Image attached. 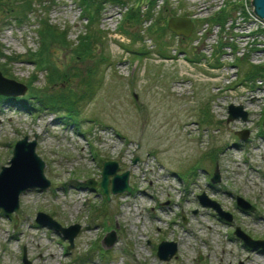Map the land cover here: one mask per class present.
Here are the masks:
<instances>
[{
    "label": "rangeland",
    "instance_id": "1",
    "mask_svg": "<svg viewBox=\"0 0 264 264\" xmlns=\"http://www.w3.org/2000/svg\"><path fill=\"white\" fill-rule=\"evenodd\" d=\"M166 1L104 0L91 17L79 0H31L22 17L24 0H0V45L22 57L6 67L0 58V69L27 84L11 96L34 101L63 92L78 110L75 122L64 109L30 112L0 101V166L18 138L35 132L50 179L43 189L23 190L15 211L0 209V264H22L24 249L32 264H264V251L244 245L197 198L205 191L230 208L241 194L256 209L238 213L235 223L264 238V90L250 101L234 97L249 71L263 77L264 62L226 52L223 65L211 68L214 55L197 57L208 56L205 42H218V31L204 42L194 40L197 23L188 36L172 34L164 26L176 13ZM231 14L226 7L225 18ZM40 17L65 37L50 35L41 45ZM230 102L243 104L246 119L226 120ZM241 128L249 129L245 139L236 134ZM106 159L129 170L130 191L106 194L85 182L100 179ZM38 210L62 225L80 223L71 247L36 223ZM112 228L116 240L106 247L102 238ZM164 238L177 241L176 256L157 255Z\"/></svg>",
    "mask_w": 264,
    "mask_h": 264
},
{
    "label": "water",
    "instance_id": "2",
    "mask_svg": "<svg viewBox=\"0 0 264 264\" xmlns=\"http://www.w3.org/2000/svg\"><path fill=\"white\" fill-rule=\"evenodd\" d=\"M251 3L254 6V13L264 17V0H251ZM166 26L177 35L188 36L193 29V21L188 15H171L166 21ZM26 88L27 84L25 82L5 75L0 69V94L7 96L20 95L25 92ZM247 114V110L244 109L241 103L230 102L227 105V121L239 117L246 119ZM248 132L247 128L236 130V134L240 138L247 137ZM36 143L37 133L35 132L32 138H29L27 134L18 138L13 144L8 163L0 166V209L6 214L15 211L19 207V196L23 190L30 187L43 189L50 184V179L43 171L45 161L35 150ZM136 159L137 156L133 158V161H136ZM218 179L219 172L215 170L211 176V181L216 182ZM85 182L91 185L95 184L91 177L87 178ZM98 184L101 191L106 194L109 192L130 191L129 170L119 171V163L115 159L103 160ZM197 198L202 205L213 208L218 217L226 220L232 218V213L224 209L218 200L209 197L205 191L198 193ZM236 202L242 209H254V206L241 194L236 195ZM193 211L195 212L196 210L194 209ZM183 220H185V216H183ZM16 221L17 216L15 215L14 223ZM35 221L37 224L47 225L59 231L68 240V247L72 246L73 238L80 229V223L62 225L43 210L36 212ZM234 234L240 237L243 243L251 247L262 246L264 248V239L251 237L239 225L235 226ZM115 240L116 230L113 228L105 232L102 238L106 247L111 246ZM176 250L177 242L175 240L162 239L157 245L156 253L162 259H169L175 254ZM22 264H32L27 258L25 249L22 253Z\"/></svg>",
    "mask_w": 264,
    "mask_h": 264
},
{
    "label": "built area",
    "instance_id": "3",
    "mask_svg": "<svg viewBox=\"0 0 264 264\" xmlns=\"http://www.w3.org/2000/svg\"><path fill=\"white\" fill-rule=\"evenodd\" d=\"M169 1H174V3L171 4ZM166 4L175 10L174 14L188 15L193 20L194 25L195 23L198 24L195 41L199 42V38H202L201 40L204 42L211 30L216 29L218 31V42L215 44L209 41L205 42L208 46V56L202 53L197 57L198 59H206L205 57H213L214 55L217 63L211 68H219L223 65L219 62V58L220 54L226 52L231 54L240 52L254 63L264 62V17L254 13L251 0H192V2L190 0H167L164 5ZM189 6L192 7V10ZM219 7L221 8L217 10L216 8ZM226 7L232 8V14L227 18H225ZM219 43L222 44V47ZM217 51L220 53H215ZM240 83H243L242 86L236 88L240 90L234 94V97L238 99L246 94L249 98L247 96L244 98L250 101L258 91L264 90L262 77Z\"/></svg>",
    "mask_w": 264,
    "mask_h": 264
},
{
    "label": "trees",
    "instance_id": "4",
    "mask_svg": "<svg viewBox=\"0 0 264 264\" xmlns=\"http://www.w3.org/2000/svg\"><path fill=\"white\" fill-rule=\"evenodd\" d=\"M25 1V7H24V12L22 13V17L26 16V13L28 12L27 9L31 6V0H24ZM81 4H83V8L85 12H87L91 17L93 16V12H91L93 8V0H79ZM104 0H100L97 4H94V9L98 11L101 7V2ZM95 11V12H96ZM18 18H21V16H18ZM40 19V20H39ZM37 20V34L41 38V45H45V40L48 38L50 35H61L63 38L65 37V31H60L56 26H54L50 21L48 17H40ZM164 29H167V26H164ZM172 34H174L172 32ZM83 42V39L82 41ZM0 58H4L2 65L3 67H6V65L14 60H19L21 59V55L14 53L13 55H8L2 50V47L0 45ZM3 71V69H2ZM4 72V71H3ZM5 73V72H4ZM258 72L256 71H249L244 78L243 81H249V80H254L257 76ZM261 76L264 78V74L260 73ZM249 78V79H247ZM36 96V99L34 101H29L27 100V97L19 98V97H14V96H7L0 94V101H4L7 103V105L11 106L14 104L19 105L22 109H25L27 111L32 112L34 109L37 108H52L55 111H59L61 109H64L66 114H62V116H66L71 118L73 121L76 120V114L78 113V110L76 108V100L69 96L68 94H64L63 92H60V94H46V93H41L34 95ZM75 116H74V115ZM61 115V114H59ZM76 122V121H75ZM213 159L216 157L214 155Z\"/></svg>",
    "mask_w": 264,
    "mask_h": 264
},
{
    "label": "flooded vegetation",
    "instance_id": "5",
    "mask_svg": "<svg viewBox=\"0 0 264 264\" xmlns=\"http://www.w3.org/2000/svg\"><path fill=\"white\" fill-rule=\"evenodd\" d=\"M263 120H264V116H262V118H260V127H258V128H260V129H262V128H264V123H263ZM259 124V123H258ZM249 130V129H248ZM248 135H249V132H248ZM247 135V136H248ZM259 136H261V134H258ZM264 137V136H263ZM246 138V137H245ZM244 138V139H245ZM236 142V141H235ZM236 144V143H235ZM94 181H95V184H97V189H100V186H99V184H98V182H99V180L100 179H98V180H95L94 178H92ZM210 184V183H209ZM87 185V184H86ZM91 185V184H90ZM212 185V184H211ZM88 186V185H87ZM231 193V192H230ZM236 195L237 194H234V204H233V206L232 207H230V208H224L222 205V207L224 208V209H226V210H228V211H230L231 213H232V218L230 219V220H226V219H224V218H220V217H218L217 216V214H216V216H217V218H218V220H221L222 222H225V223H227L230 227H233L232 228V231H233V233H234V228H235V226L236 225H239V224H236L235 223V221H234V219H235V215H237L238 213H241V214H249L251 211H254L255 209H256V204L254 203V202H252V201H250L249 199H247L246 197V199L254 206V209H252V210H250V209H242L240 206H238L237 205V202H236ZM215 212V211H214ZM186 219V218H185ZM182 220H183V218H182ZM172 221H174V219L172 220ZM183 221H185V220H183ZM240 226V225H239ZM241 227V226H240ZM243 229V228H242ZM244 230V229H243ZM245 231V230H244ZM246 232V231H245ZM249 234V233H248ZM251 237H253V238H261V237H255L253 234H249ZM237 236V235H236ZM238 237V236H237ZM240 238V237H239ZM165 239V238H164ZM241 239V238H240ZM261 239H264V238H261ZM162 240V239H161ZM167 240H173V239H167ZM242 240V239H241ZM176 241V240H175ZM177 242V241H176ZM159 243V242H158ZM158 243H157V245H158ZM242 243H243V241H242ZM244 245H247V244H245V243H243ZM247 246H249V245H247ZM251 247V246H250ZM258 247V250H260V251H264V248L262 247V246H256V247H252V248H257ZM177 249H178V243H177ZM176 252H177V250H176ZM176 252H175V254L173 255V256H176ZM172 256V257H173ZM171 258V257H170Z\"/></svg>",
    "mask_w": 264,
    "mask_h": 264
}]
</instances>
